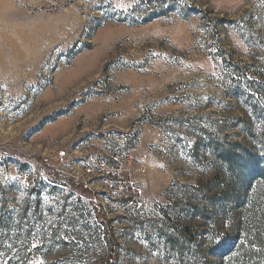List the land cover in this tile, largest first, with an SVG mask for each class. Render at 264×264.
Masks as SVG:
<instances>
[{
    "label": "rangeland",
    "instance_id": "1",
    "mask_svg": "<svg viewBox=\"0 0 264 264\" xmlns=\"http://www.w3.org/2000/svg\"><path fill=\"white\" fill-rule=\"evenodd\" d=\"M0 264H264V0H0Z\"/></svg>",
    "mask_w": 264,
    "mask_h": 264
},
{
    "label": "built area",
    "instance_id": "2",
    "mask_svg": "<svg viewBox=\"0 0 264 264\" xmlns=\"http://www.w3.org/2000/svg\"><path fill=\"white\" fill-rule=\"evenodd\" d=\"M63 155H65L63 153ZM98 168L99 173L96 174ZM85 174L90 178L98 176L100 182L109 191H121L124 188L123 168L121 166H114L108 164L106 161H100L96 164L90 165L85 169ZM40 177L45 176L43 170H39Z\"/></svg>",
    "mask_w": 264,
    "mask_h": 264
},
{
    "label": "trees",
    "instance_id": "3",
    "mask_svg": "<svg viewBox=\"0 0 264 264\" xmlns=\"http://www.w3.org/2000/svg\"><path fill=\"white\" fill-rule=\"evenodd\" d=\"M180 233L187 239H195L197 237V232L189 227L181 228Z\"/></svg>",
    "mask_w": 264,
    "mask_h": 264
},
{
    "label": "snow or ice",
    "instance_id": "4",
    "mask_svg": "<svg viewBox=\"0 0 264 264\" xmlns=\"http://www.w3.org/2000/svg\"><path fill=\"white\" fill-rule=\"evenodd\" d=\"M241 166H242V167H243V166H245V163H244V162H242V163H241Z\"/></svg>",
    "mask_w": 264,
    "mask_h": 264
}]
</instances>
